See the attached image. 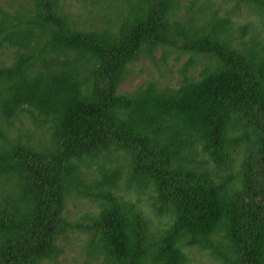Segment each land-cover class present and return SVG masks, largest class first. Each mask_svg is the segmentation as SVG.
I'll return each instance as SVG.
<instances>
[{"label":"trees","instance_id":"trees-1","mask_svg":"<svg viewBox=\"0 0 264 264\" xmlns=\"http://www.w3.org/2000/svg\"><path fill=\"white\" fill-rule=\"evenodd\" d=\"M70 8L0 2V264H264V0Z\"/></svg>","mask_w":264,"mask_h":264},{"label":"rangeland","instance_id":"rangeland-1","mask_svg":"<svg viewBox=\"0 0 264 264\" xmlns=\"http://www.w3.org/2000/svg\"><path fill=\"white\" fill-rule=\"evenodd\" d=\"M9 1L10 0H0L2 6L5 8ZM82 1L83 0H67V4L69 8L72 7L70 8L71 10L77 11ZM161 52L162 51L158 49L154 55V62L159 70H157L150 60H139L130 67L127 78L121 85V88L125 90L133 88L150 75H154V78L159 79L163 84L173 85L176 83L177 69L184 57H177L173 52L166 55ZM159 73H161V75ZM80 203L82 202H78L77 200H71L68 203L70 210L69 216H74L81 211L82 206ZM82 239L83 237H78L74 233H69L68 237L62 241L65 243L64 253L58 258L57 263L49 264H94V262L88 258L86 250L82 247L84 243ZM196 259L200 260L201 264H219L211 260L205 254H196Z\"/></svg>","mask_w":264,"mask_h":264}]
</instances>
